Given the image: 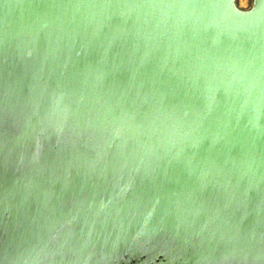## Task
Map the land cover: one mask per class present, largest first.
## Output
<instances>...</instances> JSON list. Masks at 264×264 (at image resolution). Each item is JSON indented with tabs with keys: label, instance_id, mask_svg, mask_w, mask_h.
I'll use <instances>...</instances> for the list:
<instances>
[{
	"label": "water",
	"instance_id": "1",
	"mask_svg": "<svg viewBox=\"0 0 264 264\" xmlns=\"http://www.w3.org/2000/svg\"><path fill=\"white\" fill-rule=\"evenodd\" d=\"M0 264H264V0H0Z\"/></svg>",
	"mask_w": 264,
	"mask_h": 264
},
{
	"label": "rangeland",
	"instance_id": "2",
	"mask_svg": "<svg viewBox=\"0 0 264 264\" xmlns=\"http://www.w3.org/2000/svg\"><path fill=\"white\" fill-rule=\"evenodd\" d=\"M252 0H238V4L240 7L247 9L251 6Z\"/></svg>",
	"mask_w": 264,
	"mask_h": 264
}]
</instances>
